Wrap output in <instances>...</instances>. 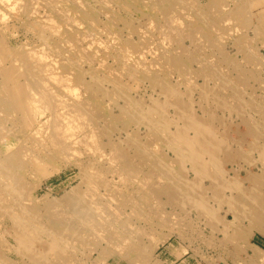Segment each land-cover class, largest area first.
Instances as JSON below:
<instances>
[{"label": "bare ground", "instance_id": "1", "mask_svg": "<svg viewBox=\"0 0 264 264\" xmlns=\"http://www.w3.org/2000/svg\"><path fill=\"white\" fill-rule=\"evenodd\" d=\"M115 1H116V5L118 6V8L120 10L125 11L128 8H131V7L134 8L136 3H139L140 0H115ZM141 1H146V0H141ZM97 2L99 3L101 8L99 7L100 10H98L96 12V9H94L92 7V5L87 0H0V27H1V25H3V23L5 24V21L8 20V18L13 16L12 11H16L17 9H19L20 15L18 16V18L19 19L23 18V20H22L23 25L27 28V31H30L31 33H33L36 41L39 43L38 50L33 49V50L28 51L26 49L14 48V47L10 46L5 41V39L2 35V31H1L2 29L0 28V77L2 79V83L0 85L1 86V96H0V227L2 226V224L5 221H7L10 223V229H11L10 233L4 232V229H3V232H0V247H4L7 251L6 254L0 252V264H15V262L12 260L13 257L11 258V256H10L12 253L21 260V262H20L21 264H76L77 263L76 257L73 254L74 251L77 250V246L87 244L90 236H92V235L94 237L96 236V239L94 240L95 243L103 242L104 244H107V245L109 243L114 244V242L115 243L117 242V245H119L118 241L120 239H123L126 237L125 236L126 234L124 233V227H125V222H124L125 220L123 219L124 212H122V213L121 212L118 213L117 211L111 212L110 206H109L110 204L108 201V199H110V198L103 199L108 194V192H110L109 191L110 188L108 187L109 184H107V182L109 183L111 181L110 183H113L114 181L113 182H112V180L107 181V182H106V180L96 181V178H95L96 176H91V175H90V177L88 176L89 179H88L87 184H86L87 190L85 191V192H90L91 194H89V193L84 194L85 192L83 191L84 193H82V194L80 193L82 195V197L77 198V199L68 198L65 201V208H66L65 210L68 212L70 211L69 213L73 214L78 219V221L77 220L76 221L68 220V221H65V223L57 224L56 227H53L51 229H47V228H44L42 226L43 220H44L43 218H46L47 214H46V216L41 215L37 209L33 208V206H31L29 204V202H30L29 198L30 197L28 195V191L26 189L24 179L21 177V174H20L21 170L28 169L29 164H35L36 165L38 163V159L32 150V146L36 145V140L41 139L42 135H44L47 138L48 142H50V145L52 146L54 151H56L57 154H59V155H65V154L69 155L70 154L73 157H75L77 154H79L80 148H83V146H84L86 148V150H88L89 152L96 153L101 158L108 157L112 162H115L116 165L118 163L119 167L117 165L116 170L119 173L124 174L125 176L127 174L136 175V174H138L137 173L138 171L136 172V169H137V166H139V165H137L136 162L135 163H133V162L139 161L140 165L142 164L140 167L143 166V163L144 164H150V162H151V164H152V161L154 159H156V158H154L156 155H154L151 152L150 145L147 146V143L150 142V140H153V139L155 140V139L159 138L158 134L162 133V132L158 133V131H159L158 129H160L159 127H161L160 131L162 130L163 132H165L164 129L166 128V126L168 128L169 127L168 125L171 123L169 120L170 119L173 120L172 117L176 116V115H178L180 117L181 123L183 124V125L182 124L181 125L183 127L179 128L176 131V129H174L176 122H174L175 124H174V126H172V127H174L173 128L174 130L173 129L172 130L176 131V132L173 134H167V135H169V138H168V140L165 141V143L167 141L171 140V142L168 144H170V149L172 151H175V156H177L179 158V160L180 159L186 160L185 164L187 163V161L189 163H192L191 165L194 166V170H195V173H194L195 177L192 180L180 178L179 176L182 175L183 170H180L179 169L180 167H179L178 170L180 172H178L179 173L178 177L180 178V180L177 183L175 182L177 184L176 186H178V187L176 188V190L174 189L175 191L174 190L172 192L168 191L169 194H167V197H168V195L170 197H172L173 202H176L174 204H178L179 206L181 204H184L185 202L186 203L188 202L190 204V202H191L190 198L191 197L189 198L190 195H188V190L191 191L192 189L190 188V186H193V184L198 182L196 179L200 175V173H202V175H200V177L203 176V174H205V175L209 176L208 178H209V181L211 182V186H212L213 191L215 193V194L214 193L213 194L216 195L215 197L218 198V200H220L221 202L224 201L225 204L227 203L226 205H229L231 207V211H229V213L232 214L234 222L238 220V218H239L238 215H240L241 211L245 212V210H246L247 212H249V216H250L249 217V219H250L249 224L251 227L246 229V230L239 229L241 227L233 229V231L231 230L232 234L231 235L229 234V237H230L229 240L234 239V241H235V239H241V241H242V239H247V238H249L250 233H252L253 230L255 232H258V234H260L264 237V178H263L264 176L263 177H256V176H253L252 173L249 174L250 176L247 175L249 177L248 180L253 184V188L250 189V192H248V195H247L250 202L247 203V202H244L243 201L244 199H241L240 196L238 195L239 191L241 192V189H242L241 186H238L239 182L237 184L234 182L236 184L235 187L231 186V188L234 187L235 189H233V190L238 191V193L236 191L234 192L235 194L230 193V197H227V199H226V197L221 194L224 192L223 190H222L223 191L222 192L221 189H223L225 187H229V192H230V186L226 185L228 183L223 182L220 179V178H222V176L219 177L218 176L219 174L215 175L216 172L213 173L214 175H211V173L214 172V170H217L218 166H220V165H218L221 161L220 155L222 153H224V155L229 156L230 154L228 155L225 153H230L231 147L229 145H226L227 142H225V144H222V142L221 143L218 142V139H217V136L215 133L218 131H215L212 128V124H213L212 122H213V120L216 121V118L212 117L213 116L212 114H210L211 118H209V117L203 118V116H206V114L209 111L207 109H205V107L202 105H198V107H199L198 110H197V108L194 109V107H193L194 102L192 103L193 99L191 100V98H190L192 94L189 95L191 92L190 90L192 88L190 85L191 81L189 80L190 78L188 80H184V79L186 78L185 77L186 75L190 74V72L193 71L192 70L193 68L192 69L188 68V63L191 64L192 60L198 61L199 57L196 58V57L191 56L192 60H189V62L186 61L189 55L188 56L185 55V51H183V50H186V51H188V50L186 49L185 45H184L185 48H183L184 46L181 47L180 40L183 39L184 37L186 38V35L188 34V30H187V34L184 35V37H181L182 35L180 33H184V28L182 30L183 32L182 31L181 32L179 31L180 33L178 32V29H179L178 25H180V23H181V22L180 23L178 22L179 18H178V20L176 18V21L175 20L170 21L171 20L170 17H172V16H170V13L172 12V11L170 12V9H171L170 6H171L172 0H157V1L155 0V2L158 4H153V2H151V0H149V2L152 3V6L150 9L151 10V13L149 15L150 18H148L147 20H149L148 24L151 25V23H154L156 21L158 13L160 15H162L161 17L166 19V21H167L166 25L168 26L167 30H166V28H160V29L166 30L165 36L163 34L162 35L164 37H167L166 39H168L170 41L169 44L172 43L173 47H171L172 45H168L171 48L168 51L166 49H164V51H163L161 49L162 47H160V49H157L156 47L158 46V44L156 45L153 43V45H156L155 46L156 50L149 51L147 48H146L147 50L142 49V50H144V52L147 51L144 54L140 50L142 47V42L145 41L144 38L146 35L144 34V32H141L140 25H139L140 28L138 27L135 29L137 24H136V22L133 23V24H136L135 27H133V25H132L133 19H125V18L121 17V15H119L118 13H114L112 11H109L110 8L106 7V5H105L106 10L104 11L102 9V7H104L103 3L104 2H110L111 3L110 0H99ZM112 2H114V1H112ZM219 2H220V0H219ZM166 3H167V5H166ZM182 3H183V0H182ZM191 4H192V2H191ZM169 7H170V9H169ZM206 7L209 8V5ZM213 7H215V6H213ZM233 7H234V5H233ZM183 8L186 9V7H183ZM223 8H225V7H223ZM174 9H178V8H174ZM207 9H205V10H207ZM219 9H220V7H219ZM228 10L231 11L230 9H228ZM236 10H238V8ZM43 11H45L44 14H42ZM101 11L106 12V13H104V15L107 17V20H108L107 24L102 23V21H100L99 15H100ZM233 11H235V10H233ZM136 12H140L139 9H137ZM201 12L203 13L204 11H201ZM215 12H213V14H215ZM173 13H174V11H173ZM180 13H183V12H180ZM191 13H193V12H191ZM208 13H210V12H208ZM217 13H218V11H217ZM141 14L143 17H145V15L143 13H141ZM217 15H220V12ZM217 15H215V17ZM221 15H222V12H221ZM229 15H228V17H229ZM200 16H202V14ZM231 16H232V14H231ZM147 17H145V19ZM222 17H224V16H222ZM222 17H219V18H222ZM225 17H227V16H225ZM236 17H237V14H236ZM127 18H129V17H127ZM194 18H196V17H194ZM210 18H212V16ZM137 19L135 18L134 20H137ZM209 19H207V20H209ZM230 19H231V17H230ZM191 20H192V18H191ZM228 21H230V20H228ZM232 21L233 20H231V22ZM113 22L115 24L121 23L122 29L126 30L127 34L123 35L120 30H117L116 27L110 28V26L114 25ZM213 22H216L217 28L220 26V25L218 26V24H217V22L219 23V21H217V17H216L215 21H213ZM225 22L226 21H224V23ZM140 23H142V22H140ZM203 23H202V25H203ZM210 23L211 22H209V24ZM232 23H234V22H232ZM181 24L184 25L183 23H181ZM191 24H193V23H191ZM209 24H207V25L210 26ZM213 24H215V23H213ZM207 25L205 24V26L207 28H209ZM160 27H161V25H160ZM163 27H164V25H163ZM212 27H214V25L213 26L211 25V28ZM7 28H9V25ZM112 28H115V29H112ZM119 28H121V27H119ZM175 28L177 30H175ZM193 28L194 27H192V29ZM203 29H205V28H203ZM5 30L7 32L8 29H5ZM157 30H159V28ZM157 30H156V34L160 33L161 30H159V31H157ZM173 30H175L177 32V34L175 33V35H177L175 37H174V35L172 36ZM193 30H191L189 32H191V34H192ZM195 30L200 31V29H195ZM9 31H11V29H9ZM147 31H148L147 33H149V30H147ZM198 31H196V32H198ZM210 32H212V31H210ZM20 33H22V32H20ZM162 33H163V31H162ZM194 34H196V33H194ZM215 34H213V35H215ZM103 35L106 36L105 38H108L110 43L111 42L113 43V44H111L112 48H110L111 47V45H109L110 43L107 44V45H109V47H108L109 50L107 52H106V50L104 51L105 48L107 49V47H105L106 44L100 43L101 40L103 39L102 38ZM158 35H160V34H158ZM162 35H161V37H162ZM199 35H200V33H199ZM135 36H136L137 40L133 39V37H135ZM190 36L194 37L195 35L194 36L189 35V38H190ZM218 36L219 35H217V37ZM198 37H200L199 39H201V36H198ZM230 37H232V36H230ZM155 38H157V36ZM185 38L183 39L184 41H185ZM162 39H160V40H162ZM106 40L107 39H104V41H106ZM160 40L158 42H160ZM193 40H194V38H193ZM210 40L211 39L209 38V41ZM198 41H196V42H198ZM211 41H210V43H211ZM162 42H163V40H162ZM190 42H191V40H190ZM214 42H216V40ZM205 43H208V42H205ZM239 43H241V42H239ZM102 44H105L104 49L102 48ZM179 45H180V47H179ZM204 45L202 44V46H204ZM159 46H158V48H159ZM188 46H189V44H188ZM214 46H216V45H214ZM99 48H100V52L101 51L104 52L106 57L104 56V53H103L101 59H100V57H98V56H100L97 53V50H99ZM165 48H166V45H165ZM179 50L180 51L182 50V52H180ZM192 50L193 49H191V51L190 50L189 51L191 53H193ZM203 50H205V49H203ZM178 51L180 53H178ZM133 53H137L136 59H134V60H133ZM187 53L189 54V52H187ZM191 53H190V55H191ZM214 53H215V51H214ZM145 54H148L150 56V57H148L150 60L146 57ZM222 55H224V54H222ZM222 55H221V59L219 58V56H217V57L220 60H222ZM224 57L225 56H223V58ZM218 58H216V60H218ZM246 59H247V57H246ZM109 60L112 61V62L110 61L111 63H113V64L115 63V65H118L119 69H117L116 73H114V74L108 73L107 75L105 74L103 76H99L98 73H101V72H99V70L100 69H107V67H108L107 64H108ZM224 60H225V58H224ZM146 63L149 66H147V65L145 66ZM205 63H207V62H205ZM210 64H212V63H210ZM95 65H97L98 67L96 68ZM199 65H200V63H199ZM205 65L206 64H204L202 66V71H203L202 74L203 75L205 74V76H207V77L211 76V78L209 79V80H211L213 77V74H211L210 71L208 70L209 68L211 69V67L209 65H208L209 67H206ZM214 67H216V66H213V68ZM219 67H221V65ZM233 69H234V67H233ZM114 71H115V69H114ZM195 71H193V72H195ZM207 72H208V75H210V76L207 75ZM102 74H104V73H101V75ZM175 74L177 75L178 78H181L183 80L180 79V80H176L174 82L172 80V78ZM192 75H195V73ZM198 75H199V73H198ZM198 75L194 76V77H197V78L200 77ZM200 75H201V71H200ZM238 75H240V73ZM125 76L129 77V78H133L134 80L139 79L140 81L146 80L147 82H149V84H150L149 87L152 88V90H151L152 93L148 97H146L149 99L148 103L146 101H144L143 99L141 100L139 98H138L139 100H135L137 97L135 99L132 98L131 94L128 93L127 88L125 87L124 82H123V79ZM205 76H203V79H202L204 81H202V80L201 81L203 83L205 82V85H207L206 84L207 81H205L206 80ZM194 77H193V79H194ZM129 78H127V79H129ZM220 78H221V76H220ZM226 78H227V76H226ZM212 80H211V82H212ZM214 80H215V78H214ZM220 81H221V79H220ZM220 81L217 80V83H219ZM238 81H237V84L240 83ZM125 82H127V80ZM222 82L224 83L225 80H223ZM222 82H221V84H222ZM227 82H228V84H230L228 80H227ZM230 82L232 83L233 80L232 81L230 80ZM194 83H196V82H194ZM105 84L111 85L112 89L110 88V86H109V88L112 91L108 90L105 87ZM196 84H198V83H196ZM228 84H226V85H228ZM182 86H183V88H185L184 92L181 91ZM196 86H198V85H196ZM218 86H220V85L218 84ZM229 86H231V85H229ZM216 87H215V89H216ZM203 88H204V91H202L203 92L202 94L204 96H201V98H200V99H202V101L200 100L201 103L203 102V100L206 102L208 101V100H205V97L208 94L207 86H205ZM211 88H212V86H211ZM213 88H214V86H213ZM223 88L225 89V86ZM229 88L230 87H227L226 89H229ZM220 89H222V88H220ZM233 90H234V88H233ZM80 91L84 94V96H87V98H85V97L82 98L80 96L81 95ZM230 91H229V93H232V91L231 92ZM238 91H240V90H238ZM238 91L235 90V93L234 92L233 93L238 95L239 94ZM197 95L195 96V98L197 97ZM222 95H221V98H222ZM226 96H228V95H226ZM238 96L235 98V99H237L236 102L239 100ZM234 97H235V95H234ZM234 97H233V99H234ZM118 98L119 99L122 98V100H123L122 104H118V102L115 101V100H118ZM214 99H210L211 105H212V101ZM216 99H215V101H213V102H215V104L217 101ZM219 99H220V97L218 98V100ZM104 100H105V102H106V100L108 101V103H105L106 105H104V103H103ZM221 103L220 104L217 103V104L221 105ZM258 104H259V102H258ZM203 105H205V104H203ZM223 105L224 104L222 103V105L220 107L222 108ZM231 105L232 104L230 103V106ZM247 105H249V104H247ZM247 105H246V107H247ZM226 106H227V104H226ZM226 106H223V109ZM113 108H115V109L117 108L116 110H118V111H116L117 112L116 115L113 113V111L115 109L112 111ZM169 108L170 109L172 108V110H174L172 112L173 115L172 114L170 115V116H172L170 119H168V109ZM210 108H211V106H210ZM225 109H227V108H225ZM214 110H215V108H214ZM197 111H198V113H200V115L197 113ZM210 111H211V109H210ZM229 112H231V111H229ZM261 114H263V113H261ZM13 115H14V118L17 116L16 120H13ZM179 117H177V118H179ZM259 117H261V116H259ZM18 119H21L22 122L18 121ZM221 120L222 119H220L219 125H221ZM117 123H121L123 125L122 126L123 129L128 128L129 126H133L134 130L131 133H129V132L125 133L122 131V133H120V134L118 133L119 135H117L118 139H119V137H120V139L122 138L121 136L123 133L125 134V137L127 136L129 138L128 142H129V145H131V149H132L131 152L132 153L129 152L130 150L129 151L127 150L128 148L127 149H126V147L122 148L120 146L121 145L120 143H118L120 145L114 143L113 138H115V137L112 134L113 133L112 130H114V128H116L115 126L117 125ZM252 125L254 126V124H252ZM177 126H178V124H177ZM140 127H143L146 131L145 135H147V137H148V139H147L148 141L146 140L147 141L146 144H144L138 138L139 136H141V135H139V128ZM170 127H171V125H170ZM166 130L168 131L170 129H166ZM189 130L193 131V133H194L193 137L189 136L190 137L189 138L186 136L187 131L190 132ZM141 131H144V130H141ZM12 132H15L14 135ZM119 132H121V131H119ZM166 133H163V134L166 135ZM252 134H253V132H252ZM143 135H142V139H143V137L146 138V136L145 135L143 136ZM117 136H116V138H117ZM163 137L165 138V136H163ZM103 139H105L106 142H104ZM123 141H125V139ZM160 141H161V139H160ZM120 142H122V141H120ZM165 143L163 142V144H165ZM164 146H165V148L169 147V145H167V146L164 145ZM107 147L110 148L109 153L105 152V149ZM166 149H168V148H166ZM157 152H158V150H157ZM159 153H161V151ZM153 155H154V157H152ZM239 156H241V155L239 154ZM151 157H152V159H150ZM177 157H176V159H178ZM235 157L238 158V156H235ZM206 158H207V160H206ZM146 160H149L150 162L146 163ZM158 160H160V159H158ZM182 160H180V161H182ZM142 161H145V162H142ZM157 161H155V163ZM159 163L160 162L158 161V164ZM164 163H162V164L160 163L161 165H158V164L157 165L158 166H162V165L164 166L165 165ZM176 163H177V161L174 164H176ZM133 164H136L137 166L133 165ZM151 164L148 165L149 166L148 169L150 168L152 170L154 168L153 167L151 168V166L154 163L152 165ZM168 164L170 166V163H168ZM221 164H223V163H221ZM64 165H66V164H64ZM157 165L156 166L153 165V166H155V168L156 167L159 168ZM181 165H182V163H181ZM105 166H107V165H105ZM109 166H108V168H110ZM169 166H167V167H169ZM263 166H264V164H263ZM188 167H189V165H188ZM89 168H91V166ZM171 168H169V170H171ZM151 170H150V172H151ZM154 170H160V168L154 169ZM161 170H163V169H161ZM169 170H167V171H169ZM167 171H164V173ZM187 171L189 172V170H187ZM221 171L223 172V170H221ZM221 171H219V172H221ZM135 172H136V174H135ZM148 172H149V170H148ZM155 172L153 171L152 173H155ZM159 173H161V172H159ZM168 173H167V175H168ZM174 173H176V171ZM116 174L117 173H114V175H112V176H115ZM144 174H145V172H144ZM236 174H238V173H236ZM117 175L115 177H117ZM98 176H99V174L97 175V177ZM154 176H155V174H154ZM163 176H164V174H163ZM163 176H160V174L158 175V177H161V179L165 178ZM169 176H170V174H169ZM169 176H167V177H169ZM185 176H187V174ZM99 177H101V175ZM121 178H122V176H121ZM142 178H144V176ZM142 178H140V179H142ZM155 178L156 177H154V179ZM176 178L177 177L175 175V178L172 179V181L175 180ZM204 178H206V176H204ZM114 180L116 181L117 179L114 178ZM146 180L147 179H144V181H146ZM155 180L157 181V178ZM166 180L168 181V179H166ZM166 180H164V181H166ZM84 181L86 182V179H84ZM170 182H171V179H170ZM170 182H168V183H170ZM81 183L83 184V182H81ZM145 183H147V182H145ZM230 184H232V183H230ZM116 185H118V183ZM154 185L156 187L150 188L147 186V188H150V191H148L149 195H153V194L155 195L160 191V189L159 190L157 189L160 186V184H157V185H159V186H157L156 182H155ZM195 185H197L196 188L199 192V194H197L198 196L195 198H198V201H199L200 200L199 198L202 197L203 191L207 188H205V185H204V190H203L202 184H201V186H199L198 184H195ZM150 186H151V184H150ZM164 187H166V186H164ZM95 191H98V194L95 193L92 196V193ZM210 192H212V191H210ZM116 193H118V192H116ZM161 193H162V191H161ZM161 193H160V196H161ZM224 193H226V192H224ZM163 195H165V194H163ZM193 196H194V194H193ZM228 196H229V194H228ZM64 197L66 198V196H64ZM164 197H166V196H164ZM215 197H213V198H215ZM156 199H154V200L156 201ZM167 199H170V198L168 197ZM63 200H64V198H63ZM124 200H126V199H124ZM204 200L202 199V202H204ZM206 200H208V199H206ZM206 200H205V202H206ZM198 201H195V202H198ZM220 201H219V203H220ZM195 202H193V203H195ZM215 202L217 204H219L217 201H215ZM120 204H122V203L120 202ZM200 204H202V203H200ZM206 204H208V203H206ZM163 205H164V203H163ZM202 205L204 206V203ZM202 205H201V207H202ZM221 205L223 206V204H221ZM168 206H169V204H168ZM184 206H185V204H184ZM184 206H183V208H181L182 209L181 211H183ZM53 207H55V206H53ZM61 207H62V205H61ZM155 207H156V209H158V207L156 205H155ZM194 207H195V205H194ZM62 208H64V207H62ZM190 208H192V207L190 206ZM203 209L204 208L202 207L201 210H203ZM115 210H117V209L115 208ZM57 211L58 210H56V212ZM120 211H122V210H120ZM132 211H131V213H132ZM163 211H164V209H163ZM53 212L51 211L50 213H53ZM170 212L171 211H169V213ZM205 212L209 216L210 219L216 218V215L214 214V212H216V211L213 212L211 209H207ZM226 212H228V211H226ZM133 213H134V211H133ZM196 213H197V211H196ZM63 214H64V212L62 213V215ZM164 214H166V213H164ZM246 214H248V213H246ZM56 215H57V213H56ZM50 216H49V218H50ZM169 217H172V216H169ZM201 217H203V216H201ZM59 218L61 219V217H59ZM165 218L167 219V216H165ZM196 218H198V217H196ZM241 218H242V216H241ZM158 219H160V218H158ZM224 219H222V220H224ZM226 219H227V217H226ZM178 220H180V219H178ZM144 221H145V219H144ZM188 221H190V220H188ZM77 222H79L80 225ZM206 222H209V221L207 220ZM220 222L221 221H219V224H220ZM128 223H130V222L128 221ZM216 223L218 224V222H216ZM211 226L212 225H210V227ZM226 226H227V224H226ZM129 227H130V225H129ZM138 228H140V226ZM127 229H130V228H127ZM228 229H229V227H228ZM223 230H224V228H223ZM128 233H129V231H128ZM129 234H131V232ZM129 234H128V236H129ZM138 235L134 236V237L132 236V238H135V239L140 238L141 234L139 236ZM128 238L126 237V240ZM130 240H131V236H130ZM11 241H13V244H11ZM142 241H139V242H142ZM125 242L126 241L124 239L123 244H125ZM129 242H131V244L129 243V246L132 245L131 246L132 248L128 247V249H132V250L136 249V251L139 250L140 252L142 251V253L146 252L145 250L143 251V249H141V246L139 245V244H143V242L139 243V244H137L136 241H134V243L132 241H129ZM127 243L128 242H126V244ZM234 244H236V243H234ZM117 245H115V249L118 247ZM85 246H87V245H85ZM120 246H122V244H120ZM223 246H224V244H223ZM107 247H109V246H107ZM124 247H122V248H124ZM253 247H256V246H253ZM82 248H85V247L82 246ZM95 248H96V246H95ZM109 248H111V247H109ZM112 248H113L112 250L115 251L114 247H112ZM1 249H3V248H1ZM120 249H121V247H120ZM126 249H123V250H126ZM256 249H257V251L258 250H260V252L262 251L259 247H256ZM101 250H104V248H102ZM77 251H79V250H77ZM95 251H98V250L95 249L94 252ZM81 252H83V251H81ZM128 252H131V250H128L126 254H128ZM262 252H264V251H262ZM98 253L100 256V254H102V251L99 250ZM83 257H84V255H83ZM89 264H90V262H89Z\"/></svg>", "mask_w": 264, "mask_h": 264}, {"label": "rangeland", "instance_id": "2", "mask_svg": "<svg viewBox=\"0 0 264 264\" xmlns=\"http://www.w3.org/2000/svg\"><path fill=\"white\" fill-rule=\"evenodd\" d=\"M87 1L92 5V7L94 9H96V12L98 10H100L101 7H100L99 3L97 2L99 0H95V1L94 0H87ZM110 1H111V3L110 2H104L103 3L104 7H102V9L104 11L106 10L105 9V5H106V7L110 8L109 11H112L114 13H118L119 15H121V17H123L125 19H133V22H132L133 27H135V25L137 24L135 29L138 28L140 25L141 32H144V34L146 35L145 36L143 34L145 36V38H144L145 41L142 42V47L140 50L143 54L147 52V51L144 52V50L146 48L149 51L156 50L155 46L157 44H158V46L159 45L160 46H159V48H158V46L156 48L160 49V47H162L161 49L163 51H164V49H166L168 51L171 47H173L172 43L169 44L170 41L168 39H166L167 37H164L168 26L166 25V23H167L166 19L161 17L162 15H160L158 13L156 21L154 23H151V25L148 24L149 20H147V19L150 18V16H149L151 13L150 9L152 6V3H150L149 0H146V1L140 0L139 3H136L134 8L131 7V8L126 9L125 11L120 10L118 8L115 0H110ZM112 1H114V2H112ZM151 2H153V4H158L155 2V0H151ZM191 2H192V4H191ZM166 5H167V3H166ZM208 5H209V8L206 7ZM233 5H234V7H233ZM213 6H215V7H213ZM170 7H171V9H170ZM170 7H169L170 12L172 11L170 13V16H172V17H170L171 20L170 19L169 20L170 21H172V20L176 21V18H177V20L179 18L180 21L178 20V22L179 23L181 22L184 24V25H182L180 23V25H178V28H179L178 32L179 31L181 32L184 28V33L179 32L182 35L181 37H184V35L187 34V30H188L189 35H192V36L195 35L194 37L190 36V38H189V35L187 34L186 38L184 37L185 41L183 40L184 38L180 40L181 47L185 45L186 49L188 50V51L183 50V51H185V55H187V56L189 55L186 61L189 62V60H192L191 56L196 57V58L199 57L198 61L192 60L191 64L188 63L189 69L193 68L192 69L193 71H195L196 69L197 70L195 72H193L191 70L193 73L190 72V74L186 75L185 76L186 78L184 79V80H188L190 78L189 80L191 81L190 85L193 89L191 88V90H190L191 92L189 95L192 94L190 98H191V100L193 99L192 100V103L194 102L193 107H194V109L197 108V110H198V108H199L198 105H202L205 107V109H207L209 111L206 114V116H203V118H206V117L211 118L210 114L213 115L212 117L216 118V121L213 120V122H212L213 124L212 123L211 124H212V128L215 131L219 132V133L215 132L217 139H218V142H220V143L222 142V144H225V142H227L226 145H229L231 147L230 153H225L228 155L230 154L229 156L224 155V153H222L220 155L221 161L218 164L220 166H218V169L214 170V172H212L211 175H214L213 173L216 172L215 175L219 174L218 175L219 177L222 176V178H220V179L223 182L228 183V184L225 183L226 185L230 186V192H229V187H225V188L221 189V191L223 190L224 192L227 193L226 194L223 191H222L223 193H221L223 196L226 197V199H227V197H230V193H234L236 191V190L234 191L233 189H235L234 187L239 182L238 186H241L242 189H241V192L239 191L238 195L240 196L241 199H244L243 200L244 202L248 203V202H250V200H249L247 195H248V192H250V189L253 188V184L248 180L249 179L248 176H250L249 174L252 173V175L256 176V177H263L264 176V166H263V164H264V0H220V2H219V0H190V1L189 0H186V1L183 0V3H182V0L181 1L180 0L179 1L178 0H172ZM183 7H186V9ZM219 7H220V9H219ZM223 7H225V8H223ZM136 8L139 9V11L141 13H143L145 15V17H147V16L148 17L145 19V17H143L140 12H136V10H137ZM174 8H178V9H174ZM237 8H238V10H236ZM205 9H207V10H205ZM228 9H230L231 11H229ZM216 10L218 11V13ZM233 10H235V11H233ZM104 11H101L99 18H100V21H102V23L107 24L108 20H107V17L104 15V13H106ZM173 11H174V13H173ZM201 11H204V12L202 13ZM180 12H183V13H180ZM191 12H193V13H191ZM208 12H210V13H208ZM213 12H215V14H213ZM219 12H220V15L222 12L221 16L217 15V14H219ZM229 12L232 14V16ZM12 13H13V16H11L10 18L7 17L8 20H6L5 24L3 23V25H1V27H0L2 29L1 31H2V35L5 39V41L10 46H12L14 48L26 49L28 51L33 50V49L38 50L39 43L36 41L33 33H31L30 31H27V28L23 25V21H22L23 18H21V19L18 18V16L20 15L19 9H17L16 11H12ZM44 13H45V11H43L42 14H44ZM200 13L202 14V16H200L201 15ZM236 14H237V17H236ZM215 15H217L216 16L217 21H219V23L217 22V24H218V26L220 25L218 28H217L216 22H213L216 19ZM228 15H229V17H228ZM211 16H212V18L214 17L215 19L213 18L214 19L213 20L212 18H210ZM222 16H224V17H222ZM225 16H227V17H225ZM127 17H129V18H127ZM194 17H196V18H194ZM219 17H222L223 19L219 18ZM230 17H231V19H230ZM135 18L136 19L138 18V19L134 20ZM191 18H192V20H191ZM207 19H209V20H207ZM223 20L226 22L224 23ZM228 20H230V21H228ZM231 20H233L232 22H234V23H232ZM135 22H136V24H133ZM140 22H142L143 24ZM209 22H211V23L209 24ZM212 22L215 24H213ZM191 23H193V24H191ZM202 23H203V25H202ZM205 24L206 25L209 24L210 26L207 25L209 28H207L205 26ZM8 25H9V28H7ZM160 25H161V27H160ZM163 25H164V27H163ZM211 25L212 26L214 25V27L211 28ZM111 27H116L117 30H120L123 35L127 34V31L122 29L121 23H116V24L114 23V25L110 26V28ZM119 27H121V28H119ZM192 27H194L193 28L194 30L192 29ZM158 28H159V30H161L160 33L157 32L160 35L156 34V30ZM160 28H166V30L160 29ZM203 28H205V29H203ZM5 29H8L7 32ZM9 29H11V31H9ZM112 29H115V28H112ZM190 29L193 30L192 34H191V32H189V31H191ZM195 29H200V31L195 30ZM147 30H149V33H147L148 32ZM159 30H157V31H159ZM175 30H177V29L175 28ZM175 30L172 31V33H173L172 36L174 35V37L177 36V35H175V33L177 34V32ZM162 31H163V33H162ZM196 31H198V32H196ZM210 31H212V32H210ZM20 32H22V33H20ZM194 33H196V34H194ZM199 33H200V35H199ZM213 34H215V35H213ZM161 35H162V37H161ZM217 35H219V36L217 37ZM156 36H157V38H155ZM198 36H201V39H199L200 37H198ZM230 36H232V37H230ZM105 37H106L105 35L102 36L103 39L101 40L100 43L106 44V45L102 44V48L104 49V45H105V47H107V49L105 48L104 51L106 50V52H107L109 50V48H108L109 45H111L113 43L112 42L110 43L108 38H105ZM193 38H194V40H193ZM209 38L212 40V41L210 40L211 43L209 41ZM104 39H107V40L104 41ZM133 39L137 40L136 36L133 37ZM160 39H162L164 43ZM189 39L191 40V42ZM214 39L216 40V42H214L215 41ZM159 40H160V42H158ZM196 41H198V42H196ZM205 42H208V43H205ZM239 42H241V43H239ZM108 43H110V44L107 45ZM153 43L156 45H153ZM188 44H189V46H188ZM202 44L203 45L205 44V45L202 46ZM165 45H166V48H165ZM168 45H172V46L170 47ZM214 45H216V46H214ZM185 46L183 48H185ZM179 47H180V45H179ZM110 48H112V45ZM190 48L193 49L192 50L193 53L190 52L191 51ZM208 48L209 49L211 48L212 50L211 49L209 50ZM142 49H144V50H142ZM203 49H205V50H203ZM179 51H178V53L182 52V50L180 52ZM214 51H215V53H214ZM101 52H100V48H99V50H97V53H98V55H100V56H98V57H100V59L104 53V52H102V53ZM187 52H189V54ZM190 53H191V55H190ZM136 54L137 53H133V60L136 59ZM222 54H224V55H222ZM145 55L147 58L150 57L148 54H145ZM221 55H222V60H220ZM104 56H105V53H104ZM217 56H219L220 59ZM223 56H225L224 57L225 60H224ZM215 57L218 58V60H216ZM246 57H247V59H246ZM110 61L111 60L108 61L107 69H100L99 70V72L104 73L102 75H101V73H98L99 76H103L105 74L107 75L108 73L114 74V73H116L117 69H119L118 65H115V63L113 64V63H111L112 61L111 62ZM205 62H207V63H205ZM199 63H200V65H199ZM210 63H212V64H210ZM204 64H206L205 65L206 67H209V66L211 67V69L209 68L208 70L210 71L211 74H213V77H212L213 80L211 79L212 82H211V80H209L211 78V76L208 75V72H207V75L210 77H207V76H205V74L204 75L202 74V72H203L202 66ZM146 65L149 66L147 63L145 64V66ZM220 65L223 69L221 67H219ZM213 66H216V67L213 68ZM95 67L97 68L98 66L95 65ZM233 67H234V69H233ZM114 69H115V71H114ZM200 71H201V75H200ZM194 73H195V75H192ZM198 73H199V75H198ZM239 73H240V75H238ZM197 75L200 77H198V78L194 77ZM202 75L206 77L205 81H207L206 82L207 85H205V82L204 83L202 82V81H204V80H202L203 79ZM225 75L227 76V78ZM220 76H221V78H220ZM193 77H194V79H193ZM127 78H129V77L125 76L123 79V82H124L125 87L127 88L128 93L131 94L132 98L135 99L137 97L135 100H139V99L142 100L143 99L144 101H146L148 103L149 99L146 97H148L152 93L151 92L152 88L149 87V85H150L149 82H147L146 80L140 81L139 79L134 80L133 78H129V79H127ZM214 78H215V80H214ZM180 79L181 78H178L176 74L172 78V80L174 82L176 80H180ZM220 79H221V81H220ZM126 80H127V82H125ZM181 80H183V79H181ZM217 80L220 82L217 83ZM223 80H225L224 83L222 82ZM227 80L229 81L230 84H228ZM230 80L231 81L233 80L234 83L233 82L232 83L234 85L230 82ZM237 81L240 82L239 83L240 85L237 84ZM194 82H196L198 84H196ZM221 82L225 86V89L227 87H230V88L225 90L223 88L224 86L221 84ZM1 83H2V79L0 77V85H1ZM218 84L220 86H218ZM226 84H228V85H226ZM196 85H198V86H196ZM229 85H231V86H229ZM109 86L112 89L111 85L105 84V87L108 90H111L109 88ZM205 86H207V89H208V94L205 97V100H208V101L206 102L203 100V102L201 103L202 99H200V98H201V96H204L202 94L203 93L202 91H204L203 87H205ZM211 86H212V88H211ZM213 86H214V88H213ZM215 87H216V89H215ZM182 88H183V86L181 87V91L184 92L185 88H183V89ZM220 88H222V89H220ZM233 88H234V90H233ZM230 90L232 91V93L233 92L235 93V90L236 91L240 90V91H238L239 92L238 95L240 97L237 94L229 93ZM197 94L198 95L200 94V95L198 96ZM196 95H197V97H196L197 99L195 98ZM221 95H222V98L224 97L223 99L221 98ZM226 95H228V96H226ZM231 95L233 97L235 95L234 99ZM0 96H1V86H0ZM80 96L82 98L83 97L87 98V96H84V94L82 92H81ZM237 96L239 98V100L237 101L238 103L236 102L237 99H235ZM213 97L215 99L217 97L218 98L220 97L219 100H218V98L216 99L217 100L216 104H215V102H213V101H215V99ZM210 99H214L212 101V105H211ZM115 101L118 102V104H122V102H123L122 98H120V99L118 98V100H115ZM221 102L224 104L223 106H226V104H227V106L224 107V109H223V106H222V108L220 107L222 105ZM258 102H259V104H258ZM103 103H104V105H106L105 103H108V101L106 100V102H105V100H104ZM217 103H219V104L221 103V105H219ZM230 103L232 104L231 105L232 107L230 106ZM246 103L249 105H247ZM203 104H205V105H203ZM246 105H247V107H246ZM210 106H211V108H210ZM213 107L215 108V110ZM209 108L211 109V111ZM225 108H227V109H225ZM114 109L115 108H113L112 111ZM116 109L113 111V113L115 115L117 114L116 111H118ZM171 110H172V108L168 109V119H170L172 117L170 115L172 114V112L174 110H172V111ZM229 111H231V112H229ZM197 113H198V111H197ZM261 113H263V114H261ZM198 114L200 115V113H198ZM259 116H261V117H259ZM16 117L14 118V115H13V120H16ZM177 117H179V116L178 115L173 116L172 117L173 120H171V119L169 120L171 123L168 125L169 126L168 128L166 126V128L164 129L165 132H163L162 130L160 131L161 127H159L160 129H158L159 130L158 133L162 132V133L158 134L159 138H157L155 140L149 139L150 142H148V143H147L148 137H147V135H145L146 134L145 129L143 127L139 128V135H141L138 137L139 140L142 141L144 144L147 143V146L150 145L151 152L154 155H156L155 157H154V155L152 157L156 158L157 160L160 159L162 162L160 160H158V161L161 164L165 162L164 166L163 165L158 166L161 164L160 163L158 164V161L153 158L154 160L152 161V164L154 163L153 165H155V166L158 164L157 166L160 168V170H154V169H159V168H157V167L155 168V166H153L149 160H146V163L150 162V164L152 165L151 168L152 167L154 168L152 170L154 172L156 171L155 173H152L153 171L150 168L148 169V167H149L148 165H150V164H144L143 163V166H142L143 168H142V167H140L142 164L140 165L139 161H134L133 163L136 162V164L139 165V166H137L136 164H133V165L137 166L136 172L138 171L137 172L138 174H136V172H135L136 175L127 174L125 176L124 174H121L116 170L118 163L116 165V163L112 162L108 157L101 158V157H99L98 154L93 153V152H89L88 150H86V148L84 146H83V148H80V150H79L80 153L77 154L75 157H73L70 154L69 155L68 154H65V155L57 154L56 151H54V149L50 145V142H48L47 138L44 135H42L41 139L36 140V145L32 146V150L38 159V163L36 165L35 164H29L28 169L21 170L20 174H21V177L24 179V183H25L26 189L28 191V195L30 197L29 198L30 199L29 204L31 206H33V208L37 209L41 215L46 216V214H47V217L43 218L44 220H43L42 226L44 228L51 229L53 227H56L57 224L65 223V221H68V220H70V221H76L77 220L78 221V219L73 214L69 213L70 211L68 212L65 210L66 209L65 208V201L68 198L77 199V198L82 197L81 194L87 190L86 184H87V181L89 179L88 176L89 177H90V175L96 176L95 177L96 181H99V180H102V181L106 180V182L110 181V180H112V182L114 181L113 183H110L111 181L109 183L107 182V184H109L108 187L110 188L109 189L110 192H108V194L103 199L110 198V199H108L110 205L109 204L108 205L110 206L111 212H116V211L118 213L124 212V217H123V219L125 220L124 221L125 222L124 233L126 234L125 236L127 238L128 237L129 238L127 240H126V237L123 239H120L118 241L119 245H117V242L116 243L114 242V244L109 243L110 245L109 244L107 245V244H104L103 242L95 243L94 240L96 239V236L94 237L92 235L93 237L90 236L88 243L85 244L87 246L79 245V246H77V250H79V251H77V250L74 251L73 254L76 257V262H77L76 264H89V262H90V264H264V252H262V251H264V237L262 235L258 234V232H255L253 230V232L250 233L249 238L242 239V241H241V239H235V241H234V239L229 240V238H230L229 234L230 235L232 234L231 230L233 231V229H236L239 227H241L239 229L246 230V229L251 227L249 224L250 223L249 212H247L246 210H245V212L241 211L240 215H238V217H239L237 220L238 222L237 221L234 222L232 214L229 213V211H231V207L229 205H226L227 203L225 204L224 201L221 202L220 200H218V198L215 197L216 195H214L215 193H214L213 188L211 186V182L209 181V178H208L209 176L203 174V176L200 177V175H202V173H200V175L196 179L198 182L195 180L197 182L195 184L199 185L201 183L203 185V187H202L203 190H204V185H205V188H207L203 191L202 197L199 198L201 201L200 200L198 201V198H195L198 196L197 194H199V192L196 188L197 185H195V184H193V186H190V188L192 189L191 191L188 190V195H190L189 198L191 197L190 198L191 199L190 204L188 202L184 203L185 206H184V204H181L180 206L178 204H174L176 202H173L172 197H170L169 195H168V197L172 201L170 199H167L168 198L167 194H169L168 191L172 192L174 189L176 190V188L178 187V186H176L177 185L176 183L179 182L180 178L192 180L195 177L194 176L195 170H194V166L191 165L192 163H189L187 161V163L185 164L186 160L180 159V160H182V161H180L179 158L177 156H175V151H172L170 149V144H168L171 142V140L167 141L166 142L167 144L165 143V141L168 140V138H169V135H167V134H173L179 128L183 127L182 126L183 124L181 123L180 117L179 118H177ZM220 119H222L221 125H219ZM18 121H21V119H18ZM174 122H176L175 128L172 127L175 124ZM251 123L254 124V126ZM177 124H178V126H177ZM170 125H171V127H170ZM122 126L123 125L121 123H117V125L115 126L116 128H114V130H112L113 131L112 134L115 137V138H113L114 143L115 144L120 143L121 145L120 144H118V145H120L122 148H125V147H126V149L128 148L127 150L128 151L130 150L129 152H131L132 151L131 145H129V142H128L129 138L126 136L128 138L127 139L125 137V134L123 133L121 136L122 138L120 139V137H119V139H120L119 140L117 135L122 133V131L125 133L126 132L131 133L134 130V128H133V126H129L128 128L123 129ZM173 128L176 129V131H173L174 130ZM166 129H170V130L167 131ZM141 130H144V131H141ZM119 131H121V132H119ZM189 131L192 134L187 131L186 136L187 137H189V136L193 137L194 136L193 131L192 130H189ZM252 132H253V134H252ZM12 133L14 135L15 132H12ZM163 133H166V135ZM143 134L146 136V138L143 137V139H142ZM116 136H117V138H116ZM163 136H165V138ZM124 139H125V141H123ZM160 139H161V141H160ZM103 140H104V142H106L105 139H103ZM120 141H122V142H120ZM163 142L165 144H163ZM164 145H166V146L169 145V147H166L168 149H166ZM109 149L110 148L107 147L105 149V152L109 153ZM83 150L84 151L86 150V151L84 152ZM157 150H158V152H157ZM160 151H161V153H159ZM239 154L241 156H239ZM235 156H238V158H236ZM152 157L150 159H152ZM176 157L178 159H176ZM206 160H207V158H206ZM155 161H157V162L155 163ZM176 161H177V163L174 164ZM142 162H145V161H142ZM167 162L170 163V166ZM181 163H182V165H181ZM221 163H223L224 165ZM64 164H66V165H64ZM105 165H107V166H105ZM166 165L169 167H167ZM188 165H189V167H188ZM88 166L89 167L91 166V168H89ZM108 166L110 168H108ZM118 167H119V165H118ZM169 168H171V170H169ZM178 168L180 170H183L182 175H180V176L178 175L179 174L178 172H180L178 170ZM147 169L149 170V172ZM161 169H163V170H161ZM150 170H151V172H150ZM167 170H169L170 172ZM187 170H189V172ZM221 170H223V172ZM164 171H167V172L164 173ZM175 171H176V173H174ZM219 171H221V172H219ZM144 172L147 176L144 174ZM159 172H161L162 174ZM114 173H117L118 175L117 174L116 175H117V177L118 176L119 177L118 178L115 177L116 175L112 176V175H114ZM167 173H168V175H167ZM236 173H238L239 175ZM98 174H99V176L101 175V177H99V176L97 177ZM154 174H155V176H154ZM159 174H160V176H163V174H164L163 177L168 179V181L165 178L161 179V177H158ZM169 174H170V176H169ZM186 174H187V176H185ZM166 175L169 177H167ZM175 175L178 179L176 178L175 180H173L174 181L173 182L172 179L175 178ZM121 176H122V178H121ZM143 176H144V178H142ZM153 176L157 178V181L155 180L156 178L154 179ZM204 176H206V178H204ZM114 178L117 180L115 181ZM140 178H142L143 180ZM84 179H86V182L84 181ZM144 179H147V180L144 181ZM170 179H171V182H170ZM164 180H166V181H164ZM81 182H83V184ZM116 182L118 183V185H116L117 184ZM145 182H147V183H145ZM155 182H156V185L160 184V186L157 185V186H159L157 189L158 190L160 189V191L155 195L154 194L149 195L148 191H150V188L156 187L154 185ZM168 182H170V183H168ZM230 183H232L233 185ZM150 184H151V186H150ZM201 184L199 186H201ZM147 186L150 188H147ZM164 186H166V187H164ZM231 186H234V187L231 188ZM161 191H162V193H161ZM210 191H212V192H210ZM116 192H118V193H116ZM236 192L238 193V191H236ZM86 193L91 194L90 192H85L84 194H86ZM95 193L98 194V191L93 192L92 196ZM160 193H161V196H160ZM163 194H165V195H163ZM193 194H194V196H193ZM228 194H229V196H228ZM64 196H66V198ZM164 196H166L167 198ZM213 197H215V198H213ZM63 198H64V200H63ZM124 199H126V200H124ZM154 199H156V201ZM202 199L203 200L208 199L209 201L206 200V202H205V200H204V202H202ZM195 201H198V202H195ZM215 201H217L218 203L220 201V203H219L220 205L217 204ZM120 202L122 204H120ZM193 202H195L196 204ZM199 202L202 204L204 203V206L202 204H200ZM163 203L165 206L163 205ZM206 203H208V204H206ZM168 204H169V206H168ZM221 204H223V206ZM61 205L64 208H62ZM155 205L158 207V209H156ZM194 205H195V207H194ZM201 205L204 208L203 210H201L202 209ZM53 206H55V207H53ZM183 206H184V209H183V211H181L182 210L181 208H183ZM190 206L192 208H190ZM115 208L117 210H115ZM55 209L58 210L59 212L58 211L56 212ZM163 209H164V211H163ZM207 209H211L213 212L216 211V212H214V214L216 215L215 219L209 218V216L205 212ZM120 210H122V211H120ZM132 210L134 211V213ZM51 211L52 212L54 211V212L50 213ZM131 211H132V213H131ZM169 211H171V212L169 213ZM196 211H197V213H196ZM226 211H228V212H226ZM63 212L65 215L64 214L62 215ZM56 213H57V215H56ZM164 213H166V214H164ZM246 213H248V214H246ZM48 215L50 216V218ZM164 215L167 216V219L165 218ZM169 216H172V217H169ZM201 216H203V217H201ZM241 216H242V218H241ZM59 217H61V219ZM196 217H198V218H196ZM226 217H227V219H226ZM158 218H160V219H158ZM144 219H145V221H144ZM178 219H180V220H178ZM187 219L190 221H188ZM222 219H224V220H222ZM127 220L130 223H128ZM207 220L209 222H206ZM218 220L221 221L220 224H219ZM216 222H218V224ZM77 223H79V222H77ZM226 224H227V226H226ZM79 225H80V223H79ZM129 225H130V227H129ZM210 225H212V226L210 227ZM139 226H140V228H138ZM228 227H229V229H228ZM127 228H130L131 230L127 229ZM223 228H224V230H223ZM3 229H4V232L10 233V231H11L10 223L5 221L2 224V226L0 227V232H3ZM128 231H129V233L131 232V234H129ZM128 234H129V236H128ZM138 234L139 235L141 234L140 238H138V239L132 238V236L134 237V236H137ZM130 236H131V240H130ZM124 239L126 242H128L127 244H126V242H125V244H123ZM128 240L132 241L133 243H134V241H136L137 244L143 242L144 245L143 244H139V245L141 246V249H143V251L145 250L146 252L142 253V251L141 252L139 250L136 251V249H134V250L128 249V247L130 248L132 246V245L129 246V243L131 244V242H129ZM139 241H142V242H139ZM234 243H236V244H234ZM11 244H13V241H11ZM120 244H122V246H120ZM223 244H224V246H223ZM115 245H117L119 248L117 247L118 249L117 248L115 249ZM82 246L85 248H82ZM95 246H96V248H95ZM107 246H109L111 248H109ZM124 246L128 250H131V252H128V254H126L128 250ZM253 246L259 247L262 251L261 252H260V250L257 251L256 247H253ZM112 247H114L115 251L112 250L113 249ZM120 247L122 250L120 249ZM122 247H124V248H122ZM1 248H3V249H1ZM102 248H104V250H101ZM95 249H97L98 251L99 250L102 251V254H100V256H99L98 251L94 252ZM123 249H126V250H123ZM81 251H83V252H81ZM0 252L6 254L7 251L4 247H0ZM83 255H84V257H83ZM10 256H11V258L13 257L12 260L15 262V264L16 263L21 264L20 263L21 260L17 256H15L13 253Z\"/></svg>", "mask_w": 264, "mask_h": 264}]
</instances>
